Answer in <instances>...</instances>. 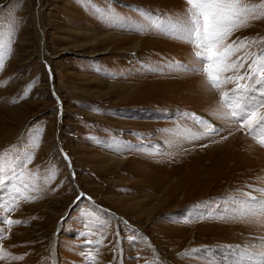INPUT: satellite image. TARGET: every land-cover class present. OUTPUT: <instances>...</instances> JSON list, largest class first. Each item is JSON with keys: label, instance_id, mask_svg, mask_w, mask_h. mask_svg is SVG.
Listing matches in <instances>:
<instances>
[{"label": "rangeland", "instance_id": "obj_1", "mask_svg": "<svg viewBox=\"0 0 264 264\" xmlns=\"http://www.w3.org/2000/svg\"><path fill=\"white\" fill-rule=\"evenodd\" d=\"M187 7L185 0H0V30L5 43L13 41L0 70V157L19 165L30 154L23 172L41 184L57 173L35 202L0 211L21 221L0 224L7 237L0 247L10 254L0 264H88L102 237L96 264H246V251L264 252V223L223 211L234 207L233 197L264 188V147L238 124L215 118L219 93L204 75L167 67L192 65L193 46L114 26L94 11L141 21V13L181 17ZM238 38L264 41V18L229 42ZM185 113L224 131L188 141L186 129H204ZM224 163L238 170L220 188L194 180L195 166L214 176ZM184 165L181 193L169 202L157 172ZM173 176L166 188L182 177ZM186 187L192 197H184Z\"/></svg>", "mask_w": 264, "mask_h": 264}, {"label": "snow or ice", "instance_id": "obj_2", "mask_svg": "<svg viewBox=\"0 0 264 264\" xmlns=\"http://www.w3.org/2000/svg\"><path fill=\"white\" fill-rule=\"evenodd\" d=\"M88 2L90 3V0ZM185 2L188 7L184 16L141 13V21H133L108 10L101 12L99 9H94V11L104 22L114 26L131 25L133 30L141 33L149 30L157 31L191 44L194 48L192 65L173 62L167 67L173 71L204 75L205 86H210L212 90L219 93V106L213 111L215 118L230 124H238L237 131L245 130L246 134L256 140L259 146L264 147V48L256 47L264 41L238 38L229 42L230 37L236 31L248 27L250 21L264 18V0L260 3H248L246 0H185ZM2 27L0 25V29ZM12 42L9 36L5 43L4 33L0 30V70L3 69L5 52L11 55ZM228 84H234L235 87L225 90V85ZM26 97L27 90L22 98ZM182 115L202 125L204 129L202 132L186 129L188 134L184 139L188 141L215 137L224 131L195 113ZM201 146L207 147V145ZM32 159L33 157L29 154L17 165L8 161L6 157H0V193L7 194V196L0 195V211H15L20 200L35 202L49 179H55L57 175L55 171L42 184L37 179V174H25L23 169L31 163ZM65 159L68 160V166L71 168V161L66 154ZM254 193L264 195V188H255L243 193L242 195L246 197L244 199L233 197L231 203L234 207L225 208L223 211L226 214H232L233 218L239 217L249 222L264 223L262 219L264 218V199ZM0 224H6L11 228L20 225L21 221L0 217ZM6 238L5 230L0 228V241ZM102 244L103 237L96 241L97 247L90 250L86 256L88 264H96L97 257L93 253L98 251ZM245 255L248 257L246 264H264V252L246 251ZM9 257L10 254L0 247V260L9 259ZM23 258V256L11 257L15 260Z\"/></svg>", "mask_w": 264, "mask_h": 264}, {"label": "bare ground", "instance_id": "obj_3", "mask_svg": "<svg viewBox=\"0 0 264 264\" xmlns=\"http://www.w3.org/2000/svg\"><path fill=\"white\" fill-rule=\"evenodd\" d=\"M233 152V151H232ZM232 154V153H231ZM250 154V153H249ZM247 155H246V153L243 155V157H246ZM225 162V161H224ZM221 164V163H220ZM219 164V165H220ZM218 165V166H219ZM189 165H184V168L182 167V169H181V166H180V168H173L172 170H170V171H167L166 169H158V170H160L159 172H157V176H159V179H160V184H159V186H160V189H159V191L161 190L162 191V193H163V196H167V198L169 199V202H173L174 200L176 201V199H175V197L177 196V194L182 190V187L180 186V184H182L184 181H185V179H184V175H183V173L185 172V170L187 169L186 167H188ZM218 166H216V171H215V175L214 176H211L210 174V170L209 171H207L206 170V166L204 167L203 166V164L201 165H198V166H195L192 170V173H193V177L195 178L194 180H196L197 181V183H198V181L202 184H206V186H207V189H205V190H212V189H214V190H216V189H218V188H220V186H221V184L224 182V180L228 177V176H231V174L232 173H234L233 171L234 170H238V169H233V168H231V167H229L228 165H226L225 163L224 164H222L221 165V167H218ZM200 167H202V168H200ZM168 168V167H167ZM190 168V167H189ZM157 170V171H158ZM236 172H238V171H236ZM231 173V174H230ZM174 174H180L182 177H180V178H177V180H174V182H175V186L173 187V186H168L167 188H169V189H167L166 187H165V184L166 183H168L169 181H170V179L172 178V177H174L173 175ZM170 183V182H169ZM211 183L213 184V185H211ZM184 185V184H183ZM171 187H173V188H171ZM165 188V189H164ZM191 189H193V188H188V187H186L185 189H184V191L185 192H183V195H184V197L186 198L187 196H190V197H192L193 196V192H191ZM158 190V189H157ZM171 190H172V192H171ZM204 191V190H203ZM202 191V192H203ZM181 193V192H180ZM172 195L174 196V197H172ZM187 200V199H186ZM162 204H163V202H162ZM171 204V203H170ZM259 231V230H258ZM244 245V244H243Z\"/></svg>", "mask_w": 264, "mask_h": 264}]
</instances>
